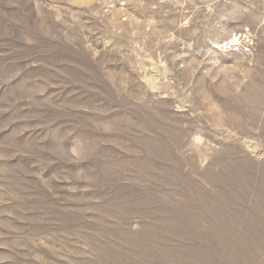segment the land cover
I'll return each instance as SVG.
<instances>
[{
	"label": "rangeland",
	"instance_id": "374dc122",
	"mask_svg": "<svg viewBox=\"0 0 264 264\" xmlns=\"http://www.w3.org/2000/svg\"><path fill=\"white\" fill-rule=\"evenodd\" d=\"M0 264H264V0H0Z\"/></svg>",
	"mask_w": 264,
	"mask_h": 264
}]
</instances>
